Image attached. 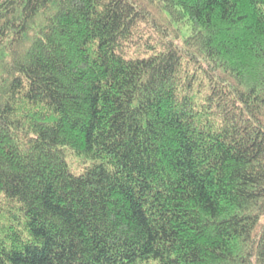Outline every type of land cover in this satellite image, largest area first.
<instances>
[{
    "label": "trees",
    "instance_id": "obj_1",
    "mask_svg": "<svg viewBox=\"0 0 264 264\" xmlns=\"http://www.w3.org/2000/svg\"><path fill=\"white\" fill-rule=\"evenodd\" d=\"M0 264H264V0H0Z\"/></svg>",
    "mask_w": 264,
    "mask_h": 264
},
{
    "label": "rangeland",
    "instance_id": "obj_2",
    "mask_svg": "<svg viewBox=\"0 0 264 264\" xmlns=\"http://www.w3.org/2000/svg\"><path fill=\"white\" fill-rule=\"evenodd\" d=\"M138 49L136 47H132L129 51L128 54L135 53ZM67 161L69 164V168L72 173L78 174L81 172V170L86 166L88 163L85 161H81L79 158H76L75 156L68 155Z\"/></svg>",
    "mask_w": 264,
    "mask_h": 264
}]
</instances>
